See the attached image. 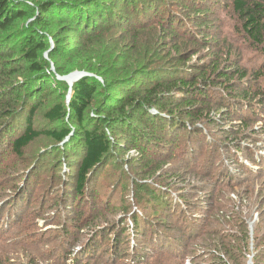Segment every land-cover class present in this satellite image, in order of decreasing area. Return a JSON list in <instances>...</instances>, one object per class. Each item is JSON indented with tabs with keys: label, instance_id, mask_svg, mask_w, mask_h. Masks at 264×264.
<instances>
[{
	"label": "trees",
	"instance_id": "trees-1",
	"mask_svg": "<svg viewBox=\"0 0 264 264\" xmlns=\"http://www.w3.org/2000/svg\"><path fill=\"white\" fill-rule=\"evenodd\" d=\"M217 6L226 10L228 3L0 0V56L4 55L0 58V116L12 117L20 110L16 118L13 115L4 123L7 126H0L4 128L0 142L11 141L10 152L20 156L40 136L65 144L72 137L69 125L75 123L81 129L82 153L68 179L66 196L79 198L103 166L114 161V153L133 151L137 154L134 164L139 165L147 153L160 154L167 144L180 140L185 147L195 143L192 150L201 148L203 140L197 134L202 135V129L214 120L231 124L238 117L243 119L242 126L247 125V116L256 115L254 106L264 103V0H232L229 7L240 25L239 37L260 55L252 71L246 68L248 64L244 66L240 51L222 38L214 13ZM29 10L35 11L33 17ZM25 19L31 28L16 29ZM8 35L21 37L17 57L2 52ZM105 43L111 50L102 52ZM126 48L125 67L109 81L103 74L104 63L121 58ZM44 52L49 60H43ZM72 70L102 76L106 83L91 76L80 78L69 88L67 104H56L43 114L46 121L62 127L34 128L33 118L50 94L48 82L51 78L57 82V75L64 77ZM24 74L31 77L16 82ZM95 102L100 106V123L88 128L86 113ZM116 134L126 143H119ZM143 171L153 175L149 165ZM150 203L160 208L165 204L158 195ZM218 252L221 261L217 264L234 261L229 250L224 257ZM260 259H264V249L254 254V264H262Z\"/></svg>",
	"mask_w": 264,
	"mask_h": 264
},
{
	"label": "rangeland",
	"instance_id": "rangeland-1",
	"mask_svg": "<svg viewBox=\"0 0 264 264\" xmlns=\"http://www.w3.org/2000/svg\"><path fill=\"white\" fill-rule=\"evenodd\" d=\"M39 1L44 0H34ZM225 1L226 10L214 7L222 38L240 51L244 66L252 71L260 55L239 37L240 25L229 8L232 0ZM29 12L33 17L35 11ZM26 27L31 25L25 19L16 29ZM5 38L2 52L19 56L21 37ZM109 49L105 43L102 52ZM127 51L104 63L109 81L125 67ZM42 58L49 60L48 53ZM74 73L106 83L104 77L87 71L72 70L66 76ZM27 76L31 77L24 74L16 82ZM69 79L46 82L50 94L33 118L34 128L62 127L46 121L43 114L68 103L69 88L76 82ZM258 105L253 108L255 117L242 112L247 125L233 117L231 124L214 120L204 127L202 135L197 134L203 140L201 148L192 150L195 143L185 147L180 140L167 144L160 154L147 153L139 165L134 164L133 151L114 153V161L103 166L79 198L66 196L68 179L82 153L81 129L75 123L69 125L72 137L65 144L40 136L20 156L10 152L11 141L2 140L0 264H217L218 250L221 257L229 250L235 264H254V254L264 249V103ZM99 107L95 102L88 109L86 127L100 123ZM12 117L0 116V126ZM116 136L119 143H126ZM148 165L151 177L143 171ZM153 195L162 197V208L150 203ZM260 261L264 264V259Z\"/></svg>",
	"mask_w": 264,
	"mask_h": 264
},
{
	"label": "water",
	"instance_id": "water-1",
	"mask_svg": "<svg viewBox=\"0 0 264 264\" xmlns=\"http://www.w3.org/2000/svg\"><path fill=\"white\" fill-rule=\"evenodd\" d=\"M85 76H88L87 74H84V73H74V74H71V75H69V76H66V77H58L57 79H59V80H64V81H67L68 82V79L70 78V77H72V82H75V81H77V80H79L80 78H82V77H85ZM71 86V85H70Z\"/></svg>",
	"mask_w": 264,
	"mask_h": 264
},
{
	"label": "bare ground",
	"instance_id": "bare-ground-1",
	"mask_svg": "<svg viewBox=\"0 0 264 264\" xmlns=\"http://www.w3.org/2000/svg\"><path fill=\"white\" fill-rule=\"evenodd\" d=\"M69 80L71 81V78Z\"/></svg>",
	"mask_w": 264,
	"mask_h": 264
}]
</instances>
